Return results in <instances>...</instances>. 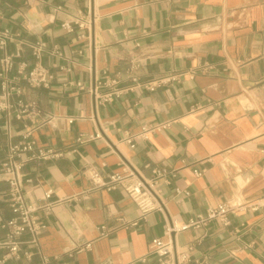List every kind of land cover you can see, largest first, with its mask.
<instances>
[{
    "label": "crops",
    "instance_id": "crops-1",
    "mask_svg": "<svg viewBox=\"0 0 264 264\" xmlns=\"http://www.w3.org/2000/svg\"><path fill=\"white\" fill-rule=\"evenodd\" d=\"M67 22L71 32L62 28ZM4 28L26 44L41 40L61 53L42 55L53 75L47 89H32L22 78L34 63L26 45L11 72L24 91L20 99L33 101L41 119L52 118L33 138L59 156L23 168L31 180L23 184L26 202L42 204L48 190L50 201L67 199L51 214L36 215L46 226L39 242L51 264H157L155 239L179 250L192 245L184 264H264V206L229 215L225 227L192 225L221 202L264 194V0H0ZM16 48L9 43L5 53ZM141 55L140 81L162 75L179 81L126 91L133 84L127 60ZM196 105L202 108L192 110ZM163 121L172 122L163 132L124 141L125 132ZM22 127L2 115L0 162ZM154 167L165 169L170 183L159 182L164 215L155 211L145 220L122 185L105 190L88 178L91 170L104 180L119 173L131 183L151 179ZM6 191L0 180V196ZM165 216L189 227L165 235ZM13 217L0 198V221ZM22 250L29 259L21 254L0 264H42L34 247ZM5 253L0 249V261Z\"/></svg>",
    "mask_w": 264,
    "mask_h": 264
},
{
    "label": "built area",
    "instance_id": "built-area-1",
    "mask_svg": "<svg viewBox=\"0 0 264 264\" xmlns=\"http://www.w3.org/2000/svg\"><path fill=\"white\" fill-rule=\"evenodd\" d=\"M75 23L79 27H83V22L77 20ZM62 28L66 32H71L72 27L70 23H63ZM9 43H15L17 48L14 53H5V48ZM29 48L30 54L34 59L31 69L22 73V78L28 87L32 89L49 88L53 80V75L49 69L45 68L41 64V58L44 53H49L52 56H60L61 53L57 46L48 47L47 44L41 40L33 43L26 44L20 37L19 33H12L9 29H0V50L4 54L0 57V119L3 114L7 118H13L23 123L21 130L17 132L19 140L15 143H10L7 147L6 156L0 162V180L7 184V191L1 195L0 198L7 202L14 217L7 221H0V229L5 231V239L0 241V249H5L6 253L3 261L7 259H20L21 254L26 259H29L31 254L23 252L22 245L28 244L34 247L38 253L42 255V264H51L49 258L44 255L40 248L39 236L45 229L43 222L37 218L38 211H42L45 216L51 214L55 207L60 205L67 199H57L56 201H50L52 192L50 190L44 192L42 196V204H35L26 202L25 194L23 190V184L30 183V179H26L23 174V168L25 165L33 160H45L52 157L59 156L58 153L52 149H44V147L38 146L33 138V133L37 129H40L45 124L51 122V119H41L42 112L36 106L33 101L24 102L20 99L24 95L22 87L18 85V77L11 75V72L15 65V60L21 57L23 46ZM138 47L139 45L136 44ZM143 60L142 55L139 57H130L128 61V78L133 83L134 88H143L147 91H154L157 88L165 86L171 82H178L179 75H162L157 78H153L147 81H140L137 75V71L140 67V63ZM192 76V74H191ZM79 86V84H78ZM116 96L118 93H115ZM17 97L16 102L12 103L13 97ZM110 97L100 98L101 101H107ZM202 107L196 105L192 110H199ZM171 121H163L154 124L144 125L140 131L136 134H130L125 132L124 141L131 144L135 139L147 140L149 136L158 134L168 129L171 125ZM8 135H10L9 125H7ZM97 137V135L95 136ZM95 137L89 136V139ZM77 142H81V137L77 139ZM153 177L145 180L143 178H137V180L126 183L127 177L119 173H112L108 176L107 180L95 171L88 172V178L92 185L97 188L105 190H113L119 186H123L124 193L128 198L138 207L140 212V218L145 220L146 216L152 212L158 211L164 215V204L160 198L159 182L169 184L167 179L168 172L160 167H154L152 170ZM195 176H200L201 172L195 171ZM133 173L129 175L133 177ZM176 193L179 190L176 189ZM264 206V194H261L254 199L246 202L237 201H224L210 207L202 215H198L192 222L195 228L203 230V228L211 221H217L222 226L229 224V215L245 212H253ZM132 225H136L135 222ZM189 225L175 224L173 221H169L165 216L164 234L169 235L181 230H185ZM23 234L29 235V240L26 242L21 241L19 238ZM205 236L202 232L196 239L199 242L201 238ZM155 246L154 253L158 258L157 264H184L190 261V257L193 251V246L190 244L182 246V248L176 249L173 247L172 242L164 243L161 239H155L152 241ZM196 264H201L196 262Z\"/></svg>",
    "mask_w": 264,
    "mask_h": 264
}]
</instances>
